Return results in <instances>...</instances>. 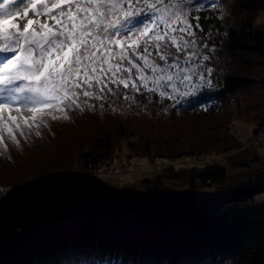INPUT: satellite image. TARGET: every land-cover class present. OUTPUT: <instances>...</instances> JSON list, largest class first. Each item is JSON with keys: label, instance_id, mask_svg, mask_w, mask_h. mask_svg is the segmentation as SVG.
Here are the masks:
<instances>
[{"label": "trees", "instance_id": "obj_1", "mask_svg": "<svg viewBox=\"0 0 264 264\" xmlns=\"http://www.w3.org/2000/svg\"><path fill=\"white\" fill-rule=\"evenodd\" d=\"M194 1L205 6L189 16L198 43L216 49L208 63L212 87L194 98L161 100L117 89L111 73H99L117 57L94 65L92 75L116 94L96 88L104 99L80 94L78 108H45L57 119L23 141L24 153L12 148L1 158V185H11L14 195L9 203L0 199V264H264V205L256 203L264 182H255L264 176V155L228 161L241 146L231 122L249 111L235 93L264 85V76L252 77L244 65L255 58L264 63V25L257 23L264 0ZM249 116L258 127L264 122L263 111ZM207 156L219 161L184 165ZM141 158L148 167H168L151 169L138 182L102 184V170ZM204 187L217 193L195 200Z\"/></svg>", "mask_w": 264, "mask_h": 264}, {"label": "snow or ice", "instance_id": "obj_2", "mask_svg": "<svg viewBox=\"0 0 264 264\" xmlns=\"http://www.w3.org/2000/svg\"><path fill=\"white\" fill-rule=\"evenodd\" d=\"M17 3L18 0L0 3V57H4L0 62V130L6 127V110L30 109L35 121L38 115H44L45 108H60L61 104L78 108L80 94L89 99H104L94 94L96 88L100 93L107 88L115 95L99 75H90L98 72L94 65L113 56L117 57L115 62L107 68L100 67L99 73H111L108 81L117 89L123 85L124 89L131 87L141 95L158 94L164 100L176 99L177 94L181 99L194 98L203 89L212 87L214 70L208 63L216 49L208 43L202 46L198 43L201 38L193 30L189 16L193 9L199 12L205 6L194 4V0H87L89 7L84 8L80 7L81 0H53L51 7L46 0H29L23 9L25 17L32 11L36 17L46 16L55 23L50 26L47 21L27 19L23 29L14 23L8 26L13 17L21 14ZM64 5L68 6L67 11L62 8ZM54 8L59 9L55 15ZM193 19L200 29L199 16ZM117 46L119 53L107 51L99 59L94 52L91 59H86L81 51ZM150 48L155 51L154 56ZM129 51L143 66L128 56ZM132 69L136 70L135 78ZM125 99L133 98L125 96ZM8 132L18 144L11 128ZM36 135L40 133L37 131Z\"/></svg>", "mask_w": 264, "mask_h": 264}, {"label": "rangeland", "instance_id": "obj_3", "mask_svg": "<svg viewBox=\"0 0 264 264\" xmlns=\"http://www.w3.org/2000/svg\"><path fill=\"white\" fill-rule=\"evenodd\" d=\"M3 0H0V3H2ZM46 2L49 4V7H51V4L53 2V0H46ZM29 3V0H18L17 5H15L16 7H19L21 9V14L19 16H15L12 18V20L9 22V27L11 26V24H17L21 29H23V26L26 24L27 19H39L41 22H45L47 21V23L50 26H54V21L48 19L46 16H40V17H36L35 13L32 11L28 12L27 17H25L23 15V9L25 7L26 4ZM194 4H197L194 1ZM81 8L84 7H89L87 0H81V4H80ZM62 8L67 11L68 10V6L64 5L62 6ZM38 9L43 11L42 8H40V6H38ZM72 11L73 13L76 12V6L75 4H73L72 6ZM59 12V9H53V14H57ZM190 21V20H189ZM257 23L260 25H264V11H262L258 18H257ZM35 27V25L33 26ZM55 30V27H54ZM99 48V46H98ZM81 51L85 54V58L86 59H91L93 57V52H94V56L96 59H99L101 56L104 55L105 52L107 51H111L112 49L110 48H105L102 51L99 50H92L90 49V47L88 49L82 48ZM189 51H192V49H189ZM1 61L4 59V57H0ZM262 59H257L255 58L254 60H251L250 63L252 64H247L244 63L245 66L248 67V69L246 70L247 74H251L252 77H256L260 79L263 78L264 76V63L263 65H260V63L257 65L254 62L256 61H261ZM240 65V64H239ZM246 68V67H245ZM149 75H151L150 71L148 72ZM92 75V74H91ZM257 83V82H256ZM255 83V84H256ZM258 85L252 86L246 90H239L238 92L235 93V100L234 101H238L242 107L249 109L250 113L252 112H264V85H262L261 83H257ZM181 91H183V86H181ZM176 97H178L179 99L181 98L178 94L176 95ZM249 111L246 113H243V111L238 112L240 113V115L238 114L237 118H235L230 125V129L231 131L236 135V137L240 140L241 142V146L237 151H234L230 157L231 159H229V163L234 161V159H250L255 155H264V122L261 126L258 127V121L255 120V118H252L249 116ZM44 112V111H43ZM32 112L30 109H25L23 107H20L19 111H17L15 108L9 110H6L4 112V120H5V124L6 127L2 130H0V134L2 133H8V128L12 129V133L13 135H15L16 140L18 141V144L15 143L10 136L5 137L8 140H6L5 138H3V143H0V162H1V158H3L2 156L5 154L10 155L11 153L14 152V150H12V148L17 149V151H20V153H24V144L23 141L29 139L31 136H33L34 131H36L35 129H39L41 130L42 127L47 126L50 124V122L55 121L56 119H53V116L58 117L59 114H57L56 112L53 113H44V115H38L36 120L33 121L32 120ZM14 117L15 119L10 121L8 119V117ZM25 121H28V123L26 124ZM17 125H19L20 127H17ZM36 126H38L36 128ZM258 127V129H257ZM260 129V130H259ZM259 132V133H258ZM23 133V134H21ZM258 133V139L257 142L253 143V139L255 138L254 135ZM9 143H11L9 145ZM123 155H125V153H127V149H126V141H123ZM24 147V148H23ZM210 156V155H209ZM207 156V157H209ZM124 158V157H123ZM211 162H205V164H211L214 163L215 161H219L218 157L212 156L211 157ZM139 162L135 161V162H129L127 160L122 159L121 162H117L113 164V166H116L117 171L119 170V168L123 169V166L127 167L128 172H131L130 167L128 165H130L129 163H133L136 165V167H139V172H132L131 174H127L125 176H120V175H111V174H107L104 175L102 174V172H104L102 170V172L99 173L98 176H100L102 178V184L103 185H109L112 187H118L121 186L122 184L126 183V182H138L141 178H143L145 175H147V172L152 169L150 166V161L146 158H141L138 159ZM193 161H198L197 160H192ZM223 163L225 164L226 162L223 160ZM1 165V164H0ZM115 168V169H116ZM112 169H107V172H110ZM116 171V172H117ZM123 172H126V169H123ZM127 172V173H128ZM56 182L54 184H60L62 182V180L60 179H56ZM255 182L258 183H263L264 182V176L263 177H258L255 179ZM3 184L0 181V185ZM9 186V185H8ZM11 186V185H10ZM9 186V187H10ZM12 187V186H11ZM13 188V187H12ZM14 189V188H13ZM217 193V189L216 188H210V187H204L200 190H198L195 195L194 198L197 201H202L204 200L205 197L210 196V195H214ZM2 191H1V187H0V199L2 200H6L4 199V197L2 196ZM14 194L11 195V197ZM10 197V199H11ZM10 199L6 200V203L10 202ZM33 200H27L24 204L28 205V204H32ZM256 203L258 205H264V193L261 195H258L256 197Z\"/></svg>", "mask_w": 264, "mask_h": 264}, {"label": "built area", "instance_id": "obj_4", "mask_svg": "<svg viewBox=\"0 0 264 264\" xmlns=\"http://www.w3.org/2000/svg\"><path fill=\"white\" fill-rule=\"evenodd\" d=\"M258 133L254 135L255 138L253 139L254 140L253 143L254 142L255 143L257 142L258 137H256V136H258ZM211 160H212L211 157H207L206 160L201 159V160H198V161H193V162L191 161V162H187V163L185 162V164L184 163H182V164H184V165H190V166H196V165H201V164H203L205 162H207V163L208 162H211ZM128 166L130 167L129 170H131V172H128L127 167L126 166H123L124 167L123 169H126V172H123V169H121V168H119V170L117 171V168H116V169L111 170L110 172H107V173L106 172H102V173L104 175L111 174V175L125 176L127 174H131L132 172H139L140 171L139 170V167H136L135 164H130ZM166 167H168L167 164L160 163V162H156L155 164L152 165V169H157V170L165 169ZM9 186L8 185H1L0 186L1 187L2 194H3L2 196L6 200L7 199H10L11 195L14 194V189L11 186L10 187Z\"/></svg>", "mask_w": 264, "mask_h": 264}, {"label": "bare ground", "instance_id": "obj_5", "mask_svg": "<svg viewBox=\"0 0 264 264\" xmlns=\"http://www.w3.org/2000/svg\"><path fill=\"white\" fill-rule=\"evenodd\" d=\"M132 162H135V161H132ZM187 162V161H186ZM129 164H133V163H129ZM115 169V168H114ZM113 170V169H112ZM104 172H106V170H103ZM102 172V171H101ZM103 174V173H102ZM107 175V174H106Z\"/></svg>", "mask_w": 264, "mask_h": 264}]
</instances>
